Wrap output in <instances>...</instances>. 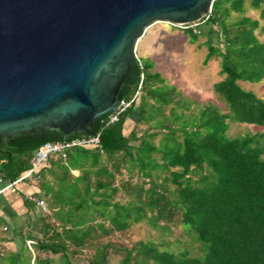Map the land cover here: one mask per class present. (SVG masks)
<instances>
[{"label": "trees", "instance_id": "trees-1", "mask_svg": "<svg viewBox=\"0 0 264 264\" xmlns=\"http://www.w3.org/2000/svg\"><path fill=\"white\" fill-rule=\"evenodd\" d=\"M247 3L264 19V0H214L207 16L183 28L190 42L206 37V62L219 58L222 78L214 91L226 109L187 97L151 58H134L119 99L131 100L139 90L138 99L96 119L92 132L100 146H73L65 158L51 156L15 183L45 198L55 222L43 214L45 230L37 237L9 221L23 246L0 252V264H107L109 253L121 256L119 264H264V131L228 134L231 122L264 128V97L241 84L264 78V40L258 34L264 25L245 14ZM232 13L239 16L232 20ZM134 119L146 127L131 126ZM80 136L89 134L44 129L3 138L0 189L30 170L40 146ZM4 192L0 223L13 217ZM121 193L126 202L115 199ZM19 196L28 210L36 208L26 194ZM177 216L190 226L197 253L162 248L153 240L125 246L113 239L141 221L169 230ZM28 238H35L34 257Z\"/></svg>", "mask_w": 264, "mask_h": 264}, {"label": "water", "instance_id": "water-1", "mask_svg": "<svg viewBox=\"0 0 264 264\" xmlns=\"http://www.w3.org/2000/svg\"><path fill=\"white\" fill-rule=\"evenodd\" d=\"M213 2L0 0V142L44 129L93 135L119 110L148 27L197 23Z\"/></svg>", "mask_w": 264, "mask_h": 264}, {"label": "rangeland", "instance_id": "rangeland-1", "mask_svg": "<svg viewBox=\"0 0 264 264\" xmlns=\"http://www.w3.org/2000/svg\"><path fill=\"white\" fill-rule=\"evenodd\" d=\"M245 14L252 18L259 19L264 25V19L260 17V9H255L247 3ZM238 16L239 14L232 13L230 19L233 20ZM183 28L184 27L174 25L167 21H158L151 24L137 43V55L139 57L151 58L156 64V70L162 73L166 81L182 91L187 97L191 99L196 98L200 102L212 101L221 108L226 109L224 107L225 105L214 91L215 82L222 78L220 74L219 58L212 57L206 62V37L202 36L196 42H190ZM258 34L260 38L264 40V32H258ZM213 40L216 42L214 37ZM241 84L247 90H252L258 96L264 97V78L259 82L244 81ZM133 124L139 129H144L146 127L145 125H138L135 119L131 120V126H133ZM257 131H264V128H259L248 123L231 122L228 134L232 137H236L248 132L255 133ZM122 177L126 179L128 173L124 171ZM120 179L121 177L118 176L117 182ZM132 181L136 182L138 178L135 176ZM35 183L34 179H29V185H35ZM9 188V192H12V189H16L15 192H12V195H19L17 185L13 184ZM23 193L28 194V192ZM8 197L10 202L12 196L10 198L8 195ZM115 199L126 202L128 196L121 193L118 194ZM5 225V223H0V252L7 255L9 250L6 247L5 241H7L12 234L9 227L6 230L4 229ZM189 227V225H183L181 223L179 216H177L172 223L168 224L169 230L160 227L153 228L147 221H141L133 224L126 231L117 233L114 235L113 239L119 245L125 246H131L139 240H153L161 245L162 248L177 252L188 249L192 254H195L198 252L199 244L193 239L192 234L189 233L187 229ZM30 252L34 257L36 252L33 246ZM25 254H29L27 250H25ZM40 254L41 256L49 255L55 258L57 257V255L52 253L41 252ZM88 255L89 252L87 251L81 256V259H85ZM120 257V255L109 253L107 264H119Z\"/></svg>", "mask_w": 264, "mask_h": 264}, {"label": "built area", "instance_id": "built-area-1", "mask_svg": "<svg viewBox=\"0 0 264 264\" xmlns=\"http://www.w3.org/2000/svg\"><path fill=\"white\" fill-rule=\"evenodd\" d=\"M181 26V27H185ZM135 58L139 60L141 63L139 56L137 55V51L135 50ZM141 78H143V75H141ZM139 95V90L135 93L133 98L128 101H121L120 108L119 110H123L127 107H130L132 103L138 99ZM116 115H113L111 117V121L116 120ZM86 145H99L100 146V139L99 135H89V136H80V137H73L71 139H66L63 141H56V142H48L42 146H40L38 149H36L31 157L30 163H31V168L26 172L22 177L18 178L16 181L13 183L7 185L6 187L0 189V192L4 191L5 189L11 187L13 184H15L18 181H21L25 177H30L32 173L44 166L49 158L54 155H60L61 157L65 158L67 150L73 146H86ZM29 199L34 201L37 206L40 207L42 213L46 216H49L51 219V222H55V219L52 216V210L46 201L45 198L38 197L36 195H29ZM6 229V227H4ZM35 241L31 240L29 241V244H33Z\"/></svg>", "mask_w": 264, "mask_h": 264}, {"label": "crops", "instance_id": "crops-1", "mask_svg": "<svg viewBox=\"0 0 264 264\" xmlns=\"http://www.w3.org/2000/svg\"><path fill=\"white\" fill-rule=\"evenodd\" d=\"M73 173L78 174V171L73 170ZM17 187L19 190L18 192H22V190H25L23 192H28V194L24 193L27 196H29V194H32V193H30L31 190L28 189L27 186H24V185L21 186L19 184ZM7 189H9V188H7ZM7 189L4 190L5 191L4 193H5V196L9 195L10 198L12 196V200L10 199L9 203L11 205V209H10L11 211L10 212L12 213V216H13L12 219L13 220L7 216L8 222L5 223L6 225L4 227H6V229H8L7 227H9L12 235L10 236V238L7 241H5V244H6V247L8 250L18 251L19 247H22L23 245H18L20 239L18 238L17 232H15L11 229L12 227H11V225H9V221L10 222L13 221V223H15V225L17 226L16 229L18 231L19 230L23 231L22 233H24L25 235H28L29 233H31V235L38 237V236H42L43 232L45 230V222L43 219L45 216L43 215L40 207L37 205H36L35 209L28 210L24 206L22 199L19 195H16V196L12 195L13 194L12 192H15L16 189H12V192H9L10 190H7ZM27 189H28V191H27ZM17 196H18V198H17ZM8 200H9V198H8ZM0 214H1V210H0ZM34 239L35 238H33V241H34ZM31 240L32 239H29V238L26 239V245L30 249H32V246H33L32 244L31 245L29 244V241H31Z\"/></svg>", "mask_w": 264, "mask_h": 264}]
</instances>
